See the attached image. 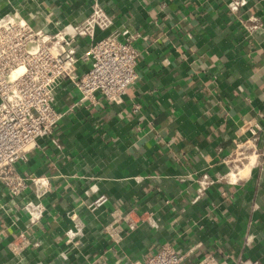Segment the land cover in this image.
Wrapping results in <instances>:
<instances>
[{
    "label": "crops",
    "instance_id": "1",
    "mask_svg": "<svg viewBox=\"0 0 264 264\" xmlns=\"http://www.w3.org/2000/svg\"><path fill=\"white\" fill-rule=\"evenodd\" d=\"M94 1L0 0V16L17 11L54 30L83 20ZM97 1L112 25L95 39L130 36L138 80L120 103L97 94L79 104L76 87L59 84L54 142L40 139L17 165L46 178L40 195L13 196L0 180V264H130L164 245L186 251L185 264L208 253L264 264V0L237 12L227 0ZM87 41H77L80 53ZM238 142L247 154L237 170ZM99 194L107 201L89 208ZM29 200L44 211L28 225ZM115 208L137 221L119 243L103 231ZM72 214L83 223L77 245L67 242ZM26 228L40 244L13 256L7 243Z\"/></svg>",
    "mask_w": 264,
    "mask_h": 264
},
{
    "label": "built area",
    "instance_id": "2",
    "mask_svg": "<svg viewBox=\"0 0 264 264\" xmlns=\"http://www.w3.org/2000/svg\"><path fill=\"white\" fill-rule=\"evenodd\" d=\"M247 0H227L231 12H237ZM244 27L253 30L257 20L250 18ZM112 25L111 17L96 0L89 14L81 21L61 25L54 30L31 25L19 12L0 16V180L13 196L32 187L35 196L46 185L43 176H31L18 170L40 139L53 142L54 128L62 117L56 107L55 93L63 80L70 81L80 94L79 104L94 99L99 94L111 103H120L126 90L138 80V49L130 36L120 39L110 34L95 39L97 30H106ZM79 39H88L87 47L79 52ZM89 62L85 71H79V61ZM241 155V157H239ZM238 156V158H237ZM246 150L236 143L229 159L232 169L243 164L231 162L245 159ZM203 178H209L207 174ZM209 182H213L211 179ZM107 201L106 194L97 195L89 208L97 209ZM29 215L28 225L39 222L43 215L40 202L32 200L23 205ZM110 221L103 226L104 233L114 243L124 238L127 230H134L137 221L132 211L115 208L110 212ZM72 226L66 231L67 242L79 244L83 223L72 214ZM142 220V216H140ZM151 225L153 219L148 218ZM27 225V226H28ZM26 226V227H27ZM39 241L27 230L12 235L7 250L21 257L29 248L39 246ZM60 256L66 258L65 251ZM187 252L169 245L162 246L154 254L136 259L130 264H185ZM197 264H226L212 254L203 256ZM236 264H259L257 260L244 259Z\"/></svg>",
    "mask_w": 264,
    "mask_h": 264
},
{
    "label": "rangeland",
    "instance_id": "3",
    "mask_svg": "<svg viewBox=\"0 0 264 264\" xmlns=\"http://www.w3.org/2000/svg\"><path fill=\"white\" fill-rule=\"evenodd\" d=\"M247 154V153H246ZM239 157H241V155L239 156ZM237 158H238V156H237ZM244 161V159H240V162L238 161V160H235V161H233V162H231V165H233V164H236V163H241V162H243ZM241 166V165H240ZM237 167H239V166H237ZM238 170V169H237ZM230 172H232V171H234V170H229Z\"/></svg>",
    "mask_w": 264,
    "mask_h": 264
}]
</instances>
